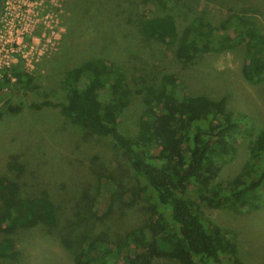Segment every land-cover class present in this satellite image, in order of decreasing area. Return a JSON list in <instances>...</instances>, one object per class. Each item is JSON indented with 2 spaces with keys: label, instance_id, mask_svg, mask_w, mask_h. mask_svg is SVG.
<instances>
[{
  "label": "rangeland",
  "instance_id": "obj_1",
  "mask_svg": "<svg viewBox=\"0 0 264 264\" xmlns=\"http://www.w3.org/2000/svg\"><path fill=\"white\" fill-rule=\"evenodd\" d=\"M38 2L45 20L31 32L38 47L30 49L26 59L0 68V177L17 182L21 197L44 194L49 198L56 224L17 228L9 235L14 253L0 257V264H74L70 244L78 235L77 223L88 227L78 241L116 242L148 216L147 201L136 194V181L110 136L69 123L54 106L30 105L64 101L61 80L81 61L100 58L122 71L129 101L118 113L117 127L127 137L138 130L137 116L144 106L142 84L155 82L164 73L175 75L182 94L224 97V109L239 126L233 152L220 161L218 181L240 171L252 138L264 131V78L249 82L243 77L245 33L233 29L227 33L219 27L226 18L232 26L241 17L264 39V0H170L166 8L156 0ZM2 8L1 3L0 14ZM162 14L173 17L178 33L195 17L208 22L214 35L210 47L189 63L177 62L174 44L145 37L140 30L141 21ZM30 24L24 18L22 28ZM15 68L27 72L30 82H15L11 76ZM4 77L10 82L2 83ZM11 160L21 166L20 172L7 167ZM126 193H133L129 203L124 201ZM203 211L233 239L241 263L264 264L263 195L256 209ZM149 261L180 264L158 249L150 252Z\"/></svg>",
  "mask_w": 264,
  "mask_h": 264
},
{
  "label": "trees",
  "instance_id": "obj_2",
  "mask_svg": "<svg viewBox=\"0 0 264 264\" xmlns=\"http://www.w3.org/2000/svg\"><path fill=\"white\" fill-rule=\"evenodd\" d=\"M156 1L166 8L170 0ZM237 19L230 26L226 18L219 27L224 32L233 29L245 33L243 77L258 82L264 78V39L245 19ZM140 30L145 37L174 44L173 57L183 64L207 50L214 37L210 24L200 17L178 33L170 14L141 21ZM218 44L223 46L221 38ZM11 76L15 82H30L29 74L16 68L11 70ZM1 82L6 84L10 79L4 77ZM61 85L64 101L30 105L54 106L69 123L96 135L110 136L136 181V194L146 199L148 212L141 225L128 230L116 242L78 241L88 227L77 223L78 235L70 244L74 264H150L153 249L180 264H243L233 239L211 222L203 209L258 207L264 196V131L252 138L240 171L218 181L220 161L233 152L234 132L239 126L224 109V97L182 94L175 75L164 73L155 82L142 84L144 106L137 116L138 130L134 137H127L117 127L118 113L129 101L120 69L100 58L85 59L65 72ZM7 167L21 171L14 160L8 161ZM131 195L125 194V203L130 202ZM55 224L49 198L44 194L21 197L17 182L0 177L1 258L14 253L9 235L17 228Z\"/></svg>",
  "mask_w": 264,
  "mask_h": 264
},
{
  "label": "built area",
  "instance_id": "obj_3",
  "mask_svg": "<svg viewBox=\"0 0 264 264\" xmlns=\"http://www.w3.org/2000/svg\"><path fill=\"white\" fill-rule=\"evenodd\" d=\"M38 1L0 0L3 5L0 14V68L10 67L18 58L26 59L29 50L38 47L36 36L31 35L37 25L45 22L41 20ZM24 18L31 23L29 28H22ZM51 33L52 31L50 35ZM41 35L43 36V33ZM46 41H49V38H46Z\"/></svg>",
  "mask_w": 264,
  "mask_h": 264
}]
</instances>
